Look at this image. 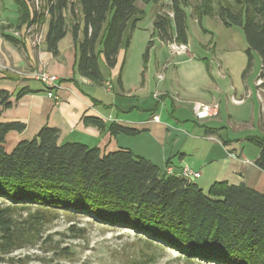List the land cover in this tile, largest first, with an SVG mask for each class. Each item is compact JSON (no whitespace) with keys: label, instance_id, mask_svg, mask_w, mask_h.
Listing matches in <instances>:
<instances>
[{"label":"trees","instance_id":"trees-1","mask_svg":"<svg viewBox=\"0 0 264 264\" xmlns=\"http://www.w3.org/2000/svg\"><path fill=\"white\" fill-rule=\"evenodd\" d=\"M13 1L18 17L11 27H40L47 21L45 45L54 56L69 30L76 45L75 70L99 85L104 81L100 56L109 69L114 67L125 28L130 22L134 27L144 14L137 0H39L38 7L35 0ZM168 1L169 10L153 19L161 41L188 43L187 8L196 18L216 15L224 25L242 29L247 45L242 74L257 54V77L264 79V0ZM6 38L17 43L13 36ZM29 91L27 86L13 93L0 88V113L12 106L11 96L16 100ZM83 122L105 127L97 117H83ZM23 129L22 122H0V261L12 263L7 256L23 248L67 249H59L58 243L46 247L51 237L43 236L64 214L75 237L84 228H77L74 220L84 215L105 227L134 230L136 243L142 244L132 264L151 263L153 257L145 252L149 247L173 249L190 262L264 264V188L219 180L203 190L128 149L104 153L83 142L59 141V129L48 125L7 152V133ZM108 130L113 135L140 132L114 122ZM246 140L259 149L254 164L264 171V133Z\"/></svg>","mask_w":264,"mask_h":264},{"label":"crops","instance_id":"crops-1","mask_svg":"<svg viewBox=\"0 0 264 264\" xmlns=\"http://www.w3.org/2000/svg\"><path fill=\"white\" fill-rule=\"evenodd\" d=\"M17 17L18 14L13 19L4 16L0 22L14 26ZM3 25L5 26H0V57L5 68L0 69V88L7 89L10 93L23 86L32 90L16 100L11 96L12 106L0 113V122L15 121L24 124L22 131L11 130L7 133L4 141L7 152L18 141L31 139L42 126L48 125L59 129V141L83 142L99 147L104 153L118 148L128 149L135 155L149 159L161 170H171L172 174L178 175L184 166H190L200 172V177H206L203 182L207 189L214 181L219 180L230 184L243 182L256 190L264 188V171L254 164L259 149L246 150V143L241 142L242 137L246 139L249 135L260 134L247 133L240 136V124L248 123L250 117L254 119L255 101L259 104L256 126L261 120L260 89L256 85V78L261 70L259 57L255 64L254 56L252 66L242 74L241 82L230 80L228 87L224 85L227 77L225 72L209 69L208 65L209 77L206 76L198 88L199 93H189L187 90L180 95L174 90L173 83L166 79L154 84L153 93L145 94L142 90L132 93L125 88L120 77L125 55L121 47L114 67L106 72H102L101 66L106 68V65L104 57L100 56V70L104 81L99 85L75 70L76 45L69 30L58 42L59 53L54 56L45 45L47 21L42 26L43 41L37 47L30 45L22 35L15 36L10 27L4 28ZM6 35L16 38L17 43L9 41ZM36 69L57 76V87L53 91L58 96L57 100L47 95L41 82L23 75ZM117 75L119 91L112 84V79ZM106 82H109V86H106ZM145 91L144 89L143 92ZM231 97L244 98V101L235 104ZM167 100H171V117L159 112L160 107H166ZM155 102H160L159 109ZM198 102L218 104L216 114L206 117L207 121L202 122L203 135L194 128L190 132L181 129L184 124L189 123L187 113L193 117L191 119H196L194 106ZM180 110L184 113L180 114ZM87 116L100 118L105 127L84 123L83 117ZM154 116L157 119H153ZM113 122L140 132L137 135H113L108 130V125ZM198 186L207 190L204 189L206 187Z\"/></svg>","mask_w":264,"mask_h":264},{"label":"rangeland","instance_id":"rangeland-1","mask_svg":"<svg viewBox=\"0 0 264 264\" xmlns=\"http://www.w3.org/2000/svg\"><path fill=\"white\" fill-rule=\"evenodd\" d=\"M136 5L144 10V14L135 21L134 27L131 26L133 22L127 25L121 44L125 55L120 77L127 90L132 93L142 90V93L150 94L155 92L154 84L157 81L162 83L166 79L173 83L174 90L180 95H183L187 90L189 93H199L198 88L203 84L206 76L209 77L207 65H209V69L213 68L214 71L220 69L221 72H225L227 77L224 79V85L226 87L230 84V80L241 82L242 72L247 63L245 53L247 45L241 27L226 26L216 15H203L196 18L193 11L191 10V16L190 8H187L188 52L176 54L171 51L168 44L159 39L153 30L155 15L158 12H167L169 1L150 0L145 2L144 0H137ZM17 14V6L13 0H0V20L4 16L13 19ZM7 24L8 27H11L9 25L11 23ZM3 27L6 26L3 25ZM127 39L129 40L128 45H126ZM149 40H151V44L146 52ZM254 56L256 64L258 55L255 54ZM0 63L3 64L1 57ZM99 63L100 66L102 64L100 60ZM101 68L102 72L110 70L107 66L106 68L101 66ZM0 69L3 68L0 67ZM112 84L116 90H120L119 75L112 79ZM144 89L145 92H143ZM258 94L261 98V120L256 126L259 104L255 101L254 119L250 117L248 123L240 124V136L247 133H264V86ZM155 103L159 109L160 102ZM166 103V107H160L159 112L163 116L171 117V100H167ZM167 110L168 112H166ZM181 113L184 112L180 110ZM187 115H189L187 116L189 123L184 124L181 129L190 132L194 128L201 132L200 135H203L204 123L202 122H206L207 119H197L196 117V119H191L193 117L189 113ZM241 142L246 143V150L257 148L244 137H242ZM188 144L189 142L185 146L187 147ZM174 159L176 161L177 158ZM205 178L203 175L195 178L194 181L207 189L203 182ZM74 223L77 228H84V231L77 232L79 233L78 237H75L74 233L68 230L70 222L64 214H60L43 233L44 238L45 236L51 237V241L45 244L46 247L52 246L53 248L58 243L59 249H67L56 251L57 253L51 248L46 249V251L40 247L18 249L7 256L14 260L12 263L0 261V264H132L131 258L138 254V244H142L141 242L136 243L137 234L134 230L118 226L105 227L88 215L75 219ZM145 252L150 254L153 260L151 263L143 264H214L202 260L187 261L177 251L169 248L149 247Z\"/></svg>","mask_w":264,"mask_h":264},{"label":"built area","instance_id":"built-area-1","mask_svg":"<svg viewBox=\"0 0 264 264\" xmlns=\"http://www.w3.org/2000/svg\"><path fill=\"white\" fill-rule=\"evenodd\" d=\"M35 4L38 7L39 0H35ZM2 24H5V26L8 25L6 22H0V26ZM10 28L15 36L22 35L26 39V41H28L29 44L32 45L33 47L39 46L43 41L44 35L42 31L43 30L42 26L39 27L37 25H30L27 27H23V29L20 30L16 29L15 27H10ZM166 44H168V46L170 47L173 53L184 54L188 52L187 44L178 43L176 41H169L166 42ZM0 67H2L3 69L5 68V66L1 63H0ZM23 75L41 82L45 86L47 95L49 97H53L56 100L58 99V96L53 93L54 89L57 87L58 78L56 75L50 74L44 70H37V69L31 70L27 73H24ZM105 84L106 86H109V82H106ZM256 85L258 86V89H262V86H264V79L259 77L256 80ZM231 101L235 104H240L244 101V98L231 97ZM217 109H218V104L216 103L210 104V103L198 102L194 106L195 117L197 119H202L208 116H212L216 114ZM153 119H157V117L154 116ZM170 171L171 170H169V172L167 173L172 174ZM179 176L187 180L194 181L195 178L200 177V172L193 170L188 166H184L181 172L179 173Z\"/></svg>","mask_w":264,"mask_h":264}]
</instances>
